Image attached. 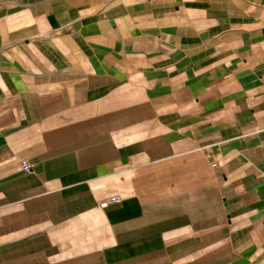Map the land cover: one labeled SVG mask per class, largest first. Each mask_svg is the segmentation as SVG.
Segmentation results:
<instances>
[{
	"label": "crops",
	"instance_id": "crops-1",
	"mask_svg": "<svg viewBox=\"0 0 264 264\" xmlns=\"http://www.w3.org/2000/svg\"><path fill=\"white\" fill-rule=\"evenodd\" d=\"M0 264H264V0H0Z\"/></svg>",
	"mask_w": 264,
	"mask_h": 264
},
{
	"label": "built area",
	"instance_id": "built-area-1",
	"mask_svg": "<svg viewBox=\"0 0 264 264\" xmlns=\"http://www.w3.org/2000/svg\"><path fill=\"white\" fill-rule=\"evenodd\" d=\"M162 38H163V37H162ZM21 168H22V170H23L24 172H27V171L30 170V166H29L26 162H23V163L21 164ZM119 201H120L119 196H115V197L111 198V199L108 201V203H110V204H115V203H118Z\"/></svg>",
	"mask_w": 264,
	"mask_h": 264
}]
</instances>
